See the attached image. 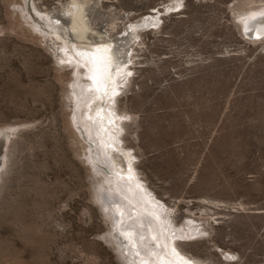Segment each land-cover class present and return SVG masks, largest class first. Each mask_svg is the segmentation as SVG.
I'll list each match as a JSON object with an SVG mask.
<instances>
[{"label":"rangeland","instance_id":"374dc122","mask_svg":"<svg viewBox=\"0 0 264 264\" xmlns=\"http://www.w3.org/2000/svg\"><path fill=\"white\" fill-rule=\"evenodd\" d=\"M15 1L22 3L0 0V129L20 130L1 171L7 183L0 192V264H128L129 243L111 233L114 217L95 201L68 125L74 69H59L39 36L19 26ZM69 1L37 6L67 23ZM81 1L97 30L116 18L122 31L111 33V48L118 61L129 48L123 30L141 28L143 64L131 82L120 76L124 83L110 105L124 117L113 125L136 157L124 165L141 192L161 208L170 229L191 237L178 239L185 253L204 264H264V39L236 29L234 0H106V9L104 0ZM107 152L98 154L110 165ZM204 198L222 202L207 206L212 218L198 209ZM129 212L126 224L119 222L149 233L150 242H139L144 254L156 249L147 220Z\"/></svg>","mask_w":264,"mask_h":264},{"label":"bare ground","instance_id":"6f19581e","mask_svg":"<svg viewBox=\"0 0 264 264\" xmlns=\"http://www.w3.org/2000/svg\"><path fill=\"white\" fill-rule=\"evenodd\" d=\"M37 1L40 0H32L33 7L30 4V0H22V3L19 1L11 2L10 5L20 17L19 21L21 25L19 26L22 27V25H24L27 27L26 30L31 35L36 34L39 36L40 43H43L46 46V49L50 50L55 58L58 59L60 64L59 69L62 67H67L66 65L73 67L74 69V80L72 82L70 81V89H66V100L68 101L69 108L73 110L72 118L69 119L68 125L73 136L72 138L75 140L79 156L83 163L87 166L89 172L88 178H90V180L93 182L92 191H94V199L99 205L102 204L105 214L110 216V218L112 216L114 217H112L113 222H115L112 224L111 233H113V236L116 238L117 235H114L115 231L119 233L123 228H135L124 227L121 223V220L123 219L124 222L125 217L128 216L127 210L129 209L130 212L132 211L131 214L129 212L131 216L132 214L135 216L141 215L147 220V225L151 227V236L156 234L159 231V226L157 225V222L154 218L139 210L141 207H143L147 210V212H154L161 218L162 228L165 230L164 239H167L168 236H171L173 233H175V236L168 241V254L165 264H204V260L191 256L189 253H185L186 251L184 252L181 249V245L178 243V238L186 237L187 239V235H183V233L179 234L177 230L170 229V226L167 223L168 221H166L161 208H159L153 200H150L148 197H146V194L144 195V193L141 192V188L135 190L137 192V195L135 196H133L132 192L129 190L128 182L135 179L127 171L124 165V159L129 163V161H133V159L136 157L134 158L130 151L124 145L119 143L120 140L118 141V138L120 136L119 131L121 128L116 131L117 127L113 125V120L115 119L119 126L122 122L121 120L124 117L120 119L121 117L119 118L118 116L120 115L119 113H121V110H118L119 112H117V109H115L116 111H113L112 109H114V107L110 108V105H113L112 98L114 95V87L118 94L120 91H118V87L124 83V81L122 82V80H119L120 76L125 75L124 80L126 81L127 79L129 82H131L130 79H133V77L137 75V69L141 68V64H143L139 61L141 56L140 52H142V48H144L142 47L144 42L142 41L141 28L138 26L139 23L136 25H131V28L128 30H123L126 37L129 38V48L126 52L124 60L118 61V58L116 57L117 51L115 48H111L114 41L112 39L113 35H111V33L114 32L115 34H119L122 31H118L119 29L117 30L119 24L117 23L116 18L111 17L112 20L109 22L107 29L100 31L95 29L90 24V21L87 17V6L85 7V3L81 0H70L69 6L63 10L64 15L69 18L67 23L60 21L58 18L52 17L54 15H52L49 9L39 10ZM107 1H99L101 8L106 9L109 7L106 4ZM175 5L179 6V3L177 2ZM176 8L178 9L179 7L176 6ZM260 9H264V0H234L230 10L235 21L234 26L236 29L240 31V27H243L244 23L240 22L242 17L251 15L254 11ZM28 10H30V12ZM181 13H177V15ZM162 20L163 18L158 19V21ZM158 21L154 22V24L156 25ZM254 21H252L251 25H254L257 22ZM257 23L258 25L256 26V29L264 26V22H262V24L259 22ZM154 24L152 23V25ZM162 32L163 31L159 33ZM127 66H130L131 68H128ZM83 69H85L86 72H83ZM118 69L120 70V74L117 76ZM128 72H131L132 75H127ZM129 77L131 78L128 79ZM81 78L90 79L91 82L85 84ZM84 88L87 89L85 90ZM86 113L89 116L88 119L87 117L85 118ZM93 121L102 122L97 130L100 133V137L105 141L103 145L100 144V140H98L94 134ZM19 131L20 130H18L16 127L0 129V192L3 191V187H5L4 185L7 183L4 174V177L1 176V171L6 167L8 158L7 152L9 153L10 151L14 150L12 148L10 151H8V148L12 142V139H16L18 137ZM16 141L17 140L14 141V144L19 143H16ZM106 151H108V156H110V165L112 167L108 165V161L106 162V165L101 162L106 161V156L99 155L98 152L106 154ZM12 154L13 153H11V155ZM120 169H123L124 171L120 172ZM114 173L116 174L114 175ZM111 177H117L118 181L117 179L113 180ZM121 180L124 182H120ZM119 187L124 189L123 195H121L120 192L117 194L116 190L119 189ZM109 190L113 191V193L111 192L109 194L106 192ZM102 195L105 198L107 197L106 202H102ZM122 197H128V199L134 200L135 206ZM106 203L111 204L109 205L111 206L110 209H106L104 206ZM197 203L199 204L198 209L200 212L204 213L205 217L208 216L209 218H212L213 215L216 214H212L207 206H218L222 202L216 203L213 199L204 198L202 200L198 199ZM241 208L244 209L242 205ZM159 210L161 212H159ZM115 211L121 214V217H119V215L118 217L115 216ZM128 219L129 218H127V220ZM214 220L216 222L218 221V219ZM136 221L139 222L142 220L137 218ZM124 224H126V222H124ZM148 234L149 233L146 232L137 233L135 238L136 245H140L139 242L141 240H138V237L142 235L146 236V241H141L142 244L145 242H150ZM122 238L126 243L124 246H126L129 242L124 236H122ZM119 245L120 244H118V246ZM174 247L178 249V252L173 250ZM129 250L131 253H133V255H130V257L129 255L125 257L128 264H133V261H136L135 264H160L157 257L151 255L149 251L145 254L144 251L140 255H135V249L132 248L130 244L129 248H126V252H129ZM155 250L157 252H162V249L156 248ZM141 256L143 258H141ZM149 257H153V261L149 260L151 261L149 262Z\"/></svg>","mask_w":264,"mask_h":264},{"label":"snow or ice","instance_id":"6c2138e0","mask_svg":"<svg viewBox=\"0 0 264 264\" xmlns=\"http://www.w3.org/2000/svg\"><path fill=\"white\" fill-rule=\"evenodd\" d=\"M257 17H264V9L256 10L251 15H246L245 17L241 18L240 22L244 23L246 33L251 30L249 27L250 22L256 20ZM256 33H257L258 39L264 38V26H262L259 29H256ZM119 74H120V70L118 69L117 70V76ZM127 75L130 76V75H132V73L128 72ZM113 94L114 95L117 94L115 87L113 90ZM101 123H102L101 121H93V129H94V134H95L96 138L98 140H100V144L103 145L105 143V141L100 137V133L97 130ZM101 162L106 165V161H101ZM132 171L133 170L131 169V167H129V172L131 173ZM111 178L113 180L116 179L115 177H111ZM120 182L123 183L124 181L121 180ZM128 184H129V190L132 192L133 196L137 195V192L135 190L142 187V185H140L139 182L136 180L129 181ZM116 191H117V194H119V189H117ZM122 198L128 200L129 203H131V204H133V206H135L134 200L128 199V197H122ZM101 200H102V202H106V198L103 195L101 196ZM139 210L145 212L148 216L154 218L157 222V225L159 226V231L156 234L152 235L151 238L156 242V248L162 249V252H157L155 249H148V251L151 255L157 257L160 264H165L167 254H168V241L171 240L175 236V233H173L171 236H168L167 239H164L165 230L162 228L161 218L158 215H156L154 212H147V210L144 209L143 207H141ZM138 227L144 228L145 227L144 222L139 221ZM149 231L151 232L150 226H149ZM121 235H123L128 240V242L132 246V248L135 249L134 254H136V255L142 254L141 249L143 246L142 245H136L135 238L137 236V233L135 232L134 229L123 228L121 231ZM187 238L191 239V237H187ZM139 239L141 241H143L146 239V237L140 236ZM178 239L184 240V239H186V237H179ZM173 250L178 252V249L176 247H174ZM133 264H135V261H133Z\"/></svg>","mask_w":264,"mask_h":264},{"label":"water","instance_id":"95a60500","mask_svg":"<svg viewBox=\"0 0 264 264\" xmlns=\"http://www.w3.org/2000/svg\"><path fill=\"white\" fill-rule=\"evenodd\" d=\"M255 21H257V22H259V23L262 24V22H264V17H257V19ZM257 22L254 25H251L252 24V21L250 22L249 27H250L251 30L248 31L247 33L245 32V25L243 26V32H244V34L248 38H250L252 40H261V39H264V38H260V39L257 38V33H256V26L258 25Z\"/></svg>","mask_w":264,"mask_h":264}]
</instances>
